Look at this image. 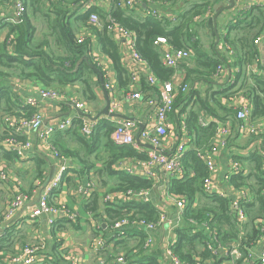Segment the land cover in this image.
<instances>
[{
	"label": "trees",
	"instance_id": "obj_1",
	"mask_svg": "<svg viewBox=\"0 0 264 264\" xmlns=\"http://www.w3.org/2000/svg\"><path fill=\"white\" fill-rule=\"evenodd\" d=\"M0 1L2 6L10 3V0ZM71 2L76 6L80 0H24L25 10L20 20L15 23L3 20L0 25L8 28V37L5 42L10 38L9 45L6 43L0 45V65L13 68L25 78L38 80L46 88L54 84L64 85L76 81L81 85L83 95L88 100H92L95 98L93 87L99 88L100 84L94 85L91 76L101 69L91 54L90 37H85L82 42L76 40V30L78 32L82 28H85L87 33H95L100 53L110 62L114 73V83L119 90L124 92H127L136 83H138L134 85L136 89L145 96L151 91H156V87L151 86L147 81L149 75H153L159 81H172L174 69L163 65L162 51L159 46L154 44L155 39L159 36L164 37L171 48L192 49L195 55V64L191 68H185L187 75L192 80L193 78H202L210 84L216 83L217 80L213 78V74L216 72L217 66L227 65L230 77L229 79L224 78L220 85H215L217 89L223 86L220 90L216 89V100L212 95L214 92L201 97L192 87L188 88L186 92L179 91L175 94L174 105L176 108L180 107L183 101L188 103L191 98L194 99V96L198 98L197 105L189 109L185 117L182 116L188 135L193 141V146L185 152L182 158L184 176L168 179L166 186L167 194L181 196L185 200L180 223L174 230L176 238L170 248L173 255L192 264L196 262L195 257L200 259V264H220L225 258L215 260L218 257L216 247L239 241V250L242 256H245L255 240L262 235L258 219L264 220V157L257 148L243 155L231 156L234 161L240 163V170L237 173L229 172L226 184L234 189L245 188L252 197L250 202H242L247 220L240 225L230 211L228 196L223 197L204 191L203 178L208 171L204 162L196 155L195 148L208 147L216 129L215 122L204 126L200 125L198 116L202 111L205 114L214 115L220 121L228 119L233 135H238L239 120L235 119L236 109L221 105L220 96L232 97L235 94H241L249 99L251 109L248 116L251 122L264 116V66L262 67L257 61L260 72H252L247 69L248 65H252L261 53L254 40L264 28L262 9L256 8V14L251 17L254 21L248 19L252 8L245 11L236 9L234 16L224 23L226 33L220 34L218 30L220 40L225 48L223 50L218 48V44L214 43L215 36L212 34L213 40L209 49L202 50L199 49L198 42L192 41L194 35L190 32V28L193 16L199 15L203 22L206 21L209 12L206 4L194 6L186 15H181L182 22L171 25L170 22L153 14H147L141 18L134 15L132 11H125L117 4L111 7L108 14H101L96 7H91L83 13L78 12L73 8ZM96 12L101 21L99 28L93 27V24L88 21L89 14ZM245 13H247V17L243 18ZM36 15L45 19L44 22L51 40L46 39L39 43H35L33 40L35 28L31 18ZM70 18H74L73 21L77 28L71 25ZM246 19L248 20L246 21ZM110 21L117 22L132 33L135 53L143 61L144 69L148 70L146 78L140 76L137 82L131 81L128 68L121 60L118 43L107 31L106 27ZM79 25L80 27H78ZM7 48L11 49L10 54ZM218 108L220 109L219 113H217ZM181 109L185 111L184 105ZM36 111V107L24 105L17 108L14 115L27 118ZM83 115L76 114L68 128L58 130L51 136L49 142L56 152L62 155L65 160L79 164L83 171H95L107 192L128 189L147 190L156 186L155 181L150 177L132 175L114 168L116 163L124 158L145 160L147 155L138 152L130 144L119 145L113 142L110 137L114 129L113 121L104 117L98 118L94 122L90 135L86 136L81 132L84 125ZM9 134L10 131L6 128L0 140ZM14 137L19 141L24 140L20 135H14ZM231 141L236 143V136ZM0 147L2 146L0 145ZM5 152L19 158L15 150ZM97 164L100 165L96 167ZM0 165L3 164L0 163ZM47 169L46 157L43 154H38L34 160L33 180H44ZM64 176L59 185L65 181ZM53 193L56 192H52V195H54ZM100 197L94 192L86 200L85 207L93 215L99 217L109 231H112L109 226L122 218H142L155 222L159 216V210L151 201L119 200L116 203H105L100 200ZM102 228L100 226V232ZM16 230V223L4 225L0 233V252L14 251L13 246L17 243ZM241 230L243 237L240 240L238 235ZM102 232L107 237L106 229ZM127 232L128 235H126ZM122 234L131 239L117 241L115 251L123 252L125 264H170L163 257L160 239L154 241L152 245L144 247L148 237L144 230L131 227L124 230ZM27 244L20 242L21 248ZM207 244H212L215 247V252L209 249ZM54 251L53 255L57 254L59 258L62 257L63 252L57 247V244H54ZM49 256L46 255V261L49 260ZM104 258L111 261L114 256H105ZM207 260L210 262L204 263ZM249 264L260 263L255 261Z\"/></svg>",
	"mask_w": 264,
	"mask_h": 264
},
{
	"label": "crops",
	"instance_id": "obj_2",
	"mask_svg": "<svg viewBox=\"0 0 264 264\" xmlns=\"http://www.w3.org/2000/svg\"><path fill=\"white\" fill-rule=\"evenodd\" d=\"M234 1L235 5L233 8L225 9L217 16L216 26L220 34L226 33V26H224V23H227L228 19H230L231 16H234L236 9H244L243 11H245L249 8H252L248 18L251 21H254V19L251 17L256 14V8H261L264 15V0ZM114 4H117L115 0H80V2L76 6L71 2V5L74 6L73 8H75L76 11L78 10V12L83 13L87 11L88 8L90 9L91 7H96L101 14H108ZM204 4L207 5V11H209L207 13L208 17L206 21L203 22L199 15L193 16L190 32L194 35L192 41L198 42L197 44H199V49L207 50L209 48H207L208 42L206 41L205 36L206 31H209L210 35L212 36L211 30L207 26V20L214 12H216V10L221 8L223 1L149 0L143 2L141 5H137L131 8L125 5L119 6L121 8H124L125 11H132L134 15L140 16L141 18H143L147 14H151V12H155V16L159 17L162 20L170 22L171 25H175L182 22V18H180L181 15H186L196 5ZM12 13L13 6L12 1L10 0V3H7L5 6L0 7V25L3 23L2 20L10 17ZM246 17L247 13L243 15V18ZM73 19L74 18H70V23L72 26L77 28V25L75 24V21H73ZM248 19H246V21ZM44 20L45 19L41 18L40 15H36V17L31 18L32 25H34L35 28L33 34V40L35 41V43H39L40 41H44L46 39H52L48 35L47 26ZM78 27H80V25ZM7 32V26H0V45H2L3 43L9 45L10 38L7 40V42H5V39L8 37ZM80 32H84L86 37H90V50L93 58H98L104 61L109 71V77L112 79L114 84V89L112 90L113 92H109L107 90L105 91V89L103 88V79L105 77L102 73V70H98L96 74H93L91 76L94 85L100 84L99 88L95 86L93 87V93L95 95L94 99L88 100L81 91V85L75 81L64 85L54 84L53 86H51L52 88H56L64 92L65 97H63L60 101L54 102L43 100L39 97L38 94V88L45 87L41 82H39L38 80L25 78L13 68H8L6 66L0 65V137L6 130L4 121L5 117H16L14 115V112L17 111V108L28 105L25 103V100L28 98H34L36 100V105L34 107H36L37 111L41 112L43 116V123L54 122L66 116L73 117L76 114H81L82 111L76 110L71 105L70 102L72 100H78L84 103L86 111L82 113L84 114L83 116L86 117L84 118L85 120L90 119L89 117L96 116L105 107L106 96L103 90L106 92L108 98L111 96H115L120 100V106L115 113L123 117H112L100 114L98 118L104 117L109 121H113L112 119H133L136 122L137 131L141 130L142 127L150 122V108L139 99L134 100L129 98L128 93L131 92L128 91L130 89L127 92H124L116 87L114 83V73L111 68L110 62L100 53L95 33H87L85 32V28H82L78 32L76 30V38L78 37ZM114 40L118 43V48L123 64L128 69L134 68L138 74V77L143 76L146 78L148 70L144 68H137L133 65L134 58L132 56V49L130 48L129 44L121 38H115ZM217 44L220 50H223L225 48L223 42L220 39ZM7 49L8 53L10 54L11 49ZM190 51L192 52L191 57L183 60L176 66V68H173L174 73L171 80L173 82H184L187 86L184 92H186L188 88L192 87L196 89L197 94L201 97H205L206 94L214 92L212 95H214V99L216 100L217 88L215 87V85H220L221 81H216V83L212 82V84H210L202 78H193L192 80L187 75L185 68H191L195 64L194 52L192 51V49ZM259 62L263 67L264 64L261 62V53ZM222 67L224 69H227V66L225 65H222ZM228 76L229 75L227 72V78L229 79ZM137 84L138 83L134 85ZM222 88L223 86H220V88L217 90H220ZM238 96L239 95L236 94L232 97L220 96V104L223 106L234 108V104ZM197 98V96H194V99L191 98L188 103L187 101H183V104L180 107H177L174 113L169 114L167 118V125L168 128L171 129V131L163 140L164 146H171L173 145V143H176L181 137L184 136L185 132L182 130L180 119L182 116H186V112L189 109H192L197 105ZM183 105L185 111H182L183 109H181ZM219 112L220 109L218 108L217 113ZM200 117L207 122L215 120L218 124L225 125L230 129V135L228 137V142L226 143V145H219L218 142L214 139H212L211 141V145L214 146L213 157L215 162L214 166L216 173V186H225V179L227 177V174L229 173L231 160H233L231 157L232 155H243L255 150L256 148L261 151L262 155H264V129L256 135L246 133L241 135L239 134V125L242 123H246V125L249 124V116L244 122L239 121L237 127V134L239 136L233 135L228 119L225 121H220L214 115H210L209 113L205 114L203 111L199 113L198 119ZM16 135L23 136L24 140H20L22 142L30 141L31 147L26 150L25 156L17 158L11 156L9 152H5L9 151L10 149L3 146V139L0 140V145L2 146L0 147V163L5 165V168L8 172V177L6 178V180L0 181V220L6 210L7 203L12 193L17 191L26 193V195L29 197V201L24 204L21 211L17 214L13 221V223H16L17 229L15 231L17 243H15L14 246L12 245L14 251L4 253L0 252V256H2L0 259V264H21L14 263L12 261V256L18 254V252H20V250L22 249L20 242H25V244L33 243L37 242L38 239H41L40 241H43L47 251V255H50L48 258L49 260L45 261L43 264H68V261L65 260L64 257L69 252L75 253L80 258L81 264H99V260L101 258L105 259V256L110 257L113 255L114 258H116L118 255H122L123 252L115 251L116 242L127 239L128 237L126 235H128V232L125 235L122 233L115 234L114 232L109 231L106 224L104 225V222L101 221L99 217L93 215L85 207L87 203L86 200L94 192L100 195V200H102L103 194L107 192L106 187L102 186L95 171H83L79 164L73 163L72 161L70 162L67 159L65 161V164L67 166V172L64 176L65 181L61 185H59V187L55 191V195H51L50 197H48V201L54 204L59 210H62L63 208L74 209L77 212V219L74 221L68 220L60 210L56 214L54 213L51 215V217L54 218V224L51 226L47 224V220L50 218V216L45 214L40 216L36 222H29L28 215L30 214V209L32 208L33 203L36 202L39 198L45 184L49 181L48 178L51 167H53L52 176L56 173L57 163L56 160L53 159L51 151L47 148V146L40 143L37 138V132L35 130L23 128ZM234 136H236V143H233V141H231ZM136 145L137 146H132H134L138 152L145 153L148 158V153L151 147L141 143H136ZM191 147L192 144L187 147L186 151ZM38 154H43L46 157L48 169L45 173L44 180L40 179L41 182L39 180V182L37 183L36 180H33L32 172L34 168V160ZM147 158L145 160L137 158H124L122 160H119L114 168L117 169V164L120 162L123 165L129 166L134 172H136V174L134 175H141L142 172H155L153 180L155 181L156 186H154L152 189H147V191L150 201L153 202L155 206H158V210L162 209L167 217L166 221L163 223V226L157 228L153 235L154 241L160 239L163 249L162 251H165L167 241H169L170 238L172 236L174 237L175 235L174 231H168V221L176 218L178 209L174 204L173 198L170 197V194H167L166 192V186L168 182L167 174L164 171H158L157 166H153L145 162ZM99 165L100 164H97L96 167ZM99 211L101 212V209ZM100 226L103 227L102 230L106 229L107 237L104 236L102 230L101 232L99 231ZM2 228H4V225H0V233L2 232ZM100 237L104 238L105 242L107 243L105 248L103 249H99L96 246V242ZM262 242L263 240L257 243V248L261 247ZM54 244H57V247L62 250V257L59 258L57 254L53 255L55 254ZM12 246H10V248H12Z\"/></svg>",
	"mask_w": 264,
	"mask_h": 264
},
{
	"label": "built area",
	"instance_id": "obj_3",
	"mask_svg": "<svg viewBox=\"0 0 264 264\" xmlns=\"http://www.w3.org/2000/svg\"><path fill=\"white\" fill-rule=\"evenodd\" d=\"M13 6V13L10 17H7L4 22H18L23 15L25 10L24 0H11ZM118 5H125L127 7H134L137 5H141L143 2L149 0H115ZM224 1V0H219ZM0 1V7H1ZM89 7V6H88ZM89 9V8H88ZM151 14L155 15V12H151ZM89 22L93 24L95 27L101 26L100 17L97 13H90L88 16ZM3 21V20H2ZM107 31L110 35L115 38L124 39L132 49V56L134 58V67L137 68H145L143 61L139 58V56L135 53L133 42L134 37L130 31L125 29L123 26L118 24L117 22L110 21L107 24ZM86 35L84 32H80L78 37L76 38L77 42H82L85 39ZM255 44L262 46L264 42V29L263 31L256 37L254 40ZM154 44L159 46L161 49V60L164 66L168 68H176V66L182 62L183 60L191 57L192 52L190 50L185 49H174L171 48L164 37H157L154 41ZM260 58V55H259ZM259 58H256L252 65H248V70L252 72H260V69L257 67V61ZM98 66L101 68L102 73L105 77V81L103 82V88L109 92H113L114 84L112 79L109 77V71L104 63V61L95 58ZM131 77V81L133 83L137 82L138 74L134 68L128 69ZM228 69H224L222 65H218L216 72L213 74V78L217 81H222L227 77ZM147 81L151 86L156 87V91H151L146 94V96L134 85L130 88L128 92V97L134 100H141L146 106H148L151 110L149 114V121L141 130L137 131L136 122L133 119H112L114 121V129L111 132V139L116 144H146L151 147L148 158L145 162L150 165L157 166L158 171H164L168 179L170 178H182L184 176L183 166H182V158L186 152L187 147L192 144L190 136L188 135V131L185 128V120L181 117V127L185 132L184 136L181 137L176 143H173L171 146H164L163 140L168 136L171 129L168 128L167 118L169 114L175 112V94L179 91L186 90V84L184 82H173V81H159L153 75H149L147 77ZM39 97L43 100H49L58 102L65 94L63 91H60L56 88L52 87H39L38 88ZM109 112L115 113L120 106V100L115 96L109 97ZM25 103L30 106L36 105V100L34 98H28L25 100ZM71 105L78 111H82L83 113L86 111L84 103L78 100H72ZM234 109H236L235 119L239 121H245L250 113L251 104L249 99L245 96L239 94L236 102L234 104ZM74 117V116H73ZM70 116H66L60 120H56L54 122L43 123V116L41 112L36 111L32 116L24 118V117H14V116H6L5 126L8 130H10L9 136L5 137L2 140L3 146L9 148L10 150H15L18 156L21 158L25 156L26 150L31 147L30 141H19L14 137V135L18 134L23 128L32 129L37 132V138L41 144L47 146V148L51 151L53 159L56 160L57 163V171L50 180L45 184L42 193L36 202L33 203L32 208L30 209V214L28 215L29 222H36L40 216L43 214L49 215L50 218L47 220V224L49 226L54 224V218L51 217L52 214H56L60 211L54 204L48 201V197L52 195V192L56 191L61 179L67 172L65 158L56 152L51 146L49 140L51 136L58 130H64L68 128L72 124V118ZM86 118V117H84ZM93 120L85 119L84 125L81 128V132L89 136L94 125ZM198 122L200 125L204 126L209 124L203 118H199ZM211 122L216 123V129L214 132L213 139L218 142L219 145H226L228 142V137L230 135L229 127L218 124L215 120H211ZM264 129V116L256 121H253L249 124H240L239 125V134H259L261 130ZM137 136V138H136ZM196 155L204 162L205 167L207 168V175L203 178V189L207 193H214L220 196H228L230 198V211L235 216L236 220L241 225L247 220V215L245 209L243 207L242 202H250L252 197L248 190L245 188L234 189L227 184L225 186H216V173H215V162L213 157L214 146L211 144L205 148H195ZM264 157V155H263ZM117 170L125 171L129 174H136L129 166L123 165L122 163L117 164ZM240 170V163L237 161L231 160L229 172L237 173ZM140 176L150 177L154 179L155 172L147 173L142 172ZM8 177V172L5 166L0 165V181L6 180ZM227 181V177L225 182ZM38 183L39 180H36ZM54 194V193H53ZM56 194V193H55ZM54 194V195H55ZM88 196V195H87ZM173 198L174 204L178 209V214L176 218L168 221V231H174L175 227L178 226L181 220L182 210L185 205V200L181 196L169 195ZM119 200L128 201V200H137L148 202L150 198L148 196V191L145 189L132 190L128 189L126 191H111L105 192L102 196V202L105 203H116ZM29 201V197L26 193L21 191H17L12 193L8 203L6 210L0 220V225L11 224L14 221V218L21 211L22 207L26 202ZM158 209V206H156ZM62 213L65 217L74 221L77 219V212L74 209L63 208ZM167 217L165 212L162 209H159V216L155 222H151L145 219L140 218H122L120 220L114 221L109 228L113 232L124 233V230L128 228H136L138 230H144L147 232V238L144 243L145 246H150L154 242L153 233L155 230L161 226L166 221ZM193 222L192 220H190ZM258 223H260V232L262 235L255 240V242L251 245L249 250L246 252L245 256H242L239 250V241L232 242L229 245H218L216 250L218 252V257L215 260H224L220 262V264H249L253 262H258L260 264H264V220L258 219ZM241 229V228H240ZM175 233V231H174ZM238 237L240 240L243 237V231L241 230ZM176 235L172 236L169 241H167L165 246V251H163V257L169 261L170 264H192L189 261L181 260L177 256L173 255L171 252L170 246L175 241ZM38 239L37 242L28 243L25 245L18 254L12 256V261L14 263L21 264H43L46 261L47 251L44 246L43 241ZM262 245L260 248H257V243L262 241ZM106 242L104 238H99L96 242V246L99 249H103L106 246ZM207 247L215 252V247L212 244H207ZM65 260L68 261V264H81L80 258L73 252H69L65 257ZM240 260V262H238ZM194 264H200V259L198 260L195 257ZM125 258L123 255H118L111 261H107L105 259H100L99 264H125ZM210 262L209 260L204 261V263Z\"/></svg>",
	"mask_w": 264,
	"mask_h": 264
},
{
	"label": "water",
	"instance_id": "obj_4",
	"mask_svg": "<svg viewBox=\"0 0 264 264\" xmlns=\"http://www.w3.org/2000/svg\"><path fill=\"white\" fill-rule=\"evenodd\" d=\"M235 5V1L234 0H224L223 1V4L221 6L220 9L216 10V12H214L207 20V26L209 27V29L211 30L212 34L215 36L216 40H215V44L218 43L220 37H219V33H218V30H217V26H216V19H217V16L225 9H228V8H233ZM260 50H261V62L264 64V42L262 44V46L260 47ZM227 66V65H226ZM227 69L228 66H227ZM228 77H230V71H228ZM106 91V90H105ZM104 92L105 96H106V105L105 107L103 108V110L97 114L96 116L94 117H89L90 120H96L100 114H104V115H107V116H112V117H123L117 113H112V112H109L108 108H109V98L107 97L106 95V92ZM81 114H83L81 112ZM52 171H53V167H51V171L49 173V180L50 178L52 177Z\"/></svg>",
	"mask_w": 264,
	"mask_h": 264
},
{
	"label": "rangeland",
	"instance_id": "obj_5",
	"mask_svg": "<svg viewBox=\"0 0 264 264\" xmlns=\"http://www.w3.org/2000/svg\"><path fill=\"white\" fill-rule=\"evenodd\" d=\"M206 41L208 42V47L207 48H209V45L211 44V41L213 40L212 39V37H211V35H210V33H209V31H206Z\"/></svg>",
	"mask_w": 264,
	"mask_h": 264
}]
</instances>
